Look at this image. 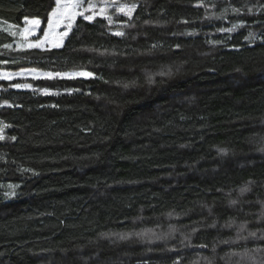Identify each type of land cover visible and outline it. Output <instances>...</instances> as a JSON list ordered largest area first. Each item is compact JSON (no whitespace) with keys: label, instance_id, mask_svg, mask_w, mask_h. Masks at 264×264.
<instances>
[{"label":"trees","instance_id":"obj_1","mask_svg":"<svg viewBox=\"0 0 264 264\" xmlns=\"http://www.w3.org/2000/svg\"><path fill=\"white\" fill-rule=\"evenodd\" d=\"M127 1L0 0V70L93 73L0 81V264H264V0Z\"/></svg>","mask_w":264,"mask_h":264},{"label":"snow or ice","instance_id":"obj_2","mask_svg":"<svg viewBox=\"0 0 264 264\" xmlns=\"http://www.w3.org/2000/svg\"><path fill=\"white\" fill-rule=\"evenodd\" d=\"M110 2L116 6V11L124 13L127 16H131V13L137 8L135 3L130 5L127 4H117V0H110ZM56 7L52 11L51 16L54 19L48 20V28L44 30L43 35L37 37L35 40H29L28 37L36 35L37 29H39L41 21L40 19H31L29 20L25 17V21L31 25V27H25L20 35L24 38L21 44V47L27 49H44L45 45H50L52 48H59L63 46L65 37L68 36L69 31L71 30L73 23L77 16L83 17L84 20L92 21L96 16H105L106 9L109 4V0H101L100 4H97L95 0H55ZM98 9V11H97ZM251 11V9H249ZM90 12V15H85V13ZM108 22L111 24L112 17L107 16ZM67 20L66 30L61 33H56L55 29L63 23L64 20ZM223 31V29L221 30ZM230 31V30H229ZM15 35V33H12ZM115 35L123 36V32H116ZM251 36V33L249 34ZM5 47H11V45H5ZM33 75H36L35 69L31 70ZM23 73H16V75H22ZM46 76L52 78L53 76H67L73 78L75 76H85L91 77L93 73L90 72H78V73H46ZM2 79H11L9 74L0 75ZM12 87L15 88H30L31 85L28 84H14ZM44 91H47L45 89ZM7 103V102H5ZM0 139H3V136H0ZM15 140L16 137H11ZM247 190V189H245ZM15 193H9L8 195H14ZM214 226V225H213ZM226 243V242H225ZM201 247H206V245H201Z\"/></svg>","mask_w":264,"mask_h":264},{"label":"rangeland","instance_id":"obj_3","mask_svg":"<svg viewBox=\"0 0 264 264\" xmlns=\"http://www.w3.org/2000/svg\"><path fill=\"white\" fill-rule=\"evenodd\" d=\"M95 2L97 4H100L101 3V0H95ZM117 4H127V5H130L127 0H117ZM55 7H56V3L54 5L53 9L51 10V12L49 13L46 23L45 24H42V21L40 20L41 21V24H40L39 29H37L36 35H33V36L28 37L29 40H35V39H37V37H40V36L43 35L44 30H46L48 28V23H47L48 20L49 19H54L51 16V13L55 9ZM110 9H115V11H116V6L113 5L110 2V0H109V4H108L107 9H106V14H107V12ZM97 11H98V9H97ZM119 13H121V12H119ZM90 14H91L90 12L85 13V15H90ZM96 17H98V16H96ZM28 19L31 20V19H37V18H28ZM67 23H68V21L65 19L63 21V23H61L60 26L55 29V32L56 33L64 32L66 30ZM25 27H31V25L24 20L23 21V24L21 25V31H20V33L23 31V29ZM50 47H51L50 45H45V48H50ZM33 69H35V68H23V69H19V70H16V71L0 70V75H2V74H9L11 76V79H2V78H0V81H9V82H12L13 81L14 84H28V85H30V83H31L30 82V79L49 78L45 74L46 73H54V72H50V71H44V70H40V69H35L36 75L34 76L33 73H32V71H31ZM78 72H87V71L86 70H72V71H68V72H64V73H78ZM16 73H23V74L22 75H16ZM57 77H66V78H68L67 76H57ZM75 77H77V76H75ZM154 237H155L154 235H151L150 236V238H154Z\"/></svg>","mask_w":264,"mask_h":264}]
</instances>
